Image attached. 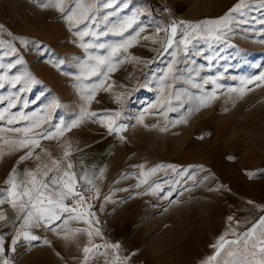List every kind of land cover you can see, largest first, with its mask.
Returning a JSON list of instances; mask_svg holds the SVG:
<instances>
[{
    "label": "rangeland",
    "instance_id": "374dc122",
    "mask_svg": "<svg viewBox=\"0 0 264 264\" xmlns=\"http://www.w3.org/2000/svg\"><path fill=\"white\" fill-rule=\"evenodd\" d=\"M83 2L96 7L92 19L77 26L55 0H0V200L6 202L12 168L30 160H20L30 148L5 141L56 134L35 137L40 146L33 156L42 144L75 140L74 131L84 142L117 145V174L136 198L126 215L114 217L111 238L88 253L65 247L58 250L62 258L52 251L32 255L20 243L12 251L13 238H6L0 260L208 264L222 236L237 239L264 217V82L256 80L264 74V3L242 0L227 25L210 31L179 22L220 19L241 0ZM72 3L64 0L65 9ZM173 22L177 33L166 48ZM83 31L90 35L81 39ZM97 58H108L116 70L98 66ZM102 117H111L113 129L126 127L110 132ZM33 124L39 126L25 133ZM158 165L177 171L163 167L142 175Z\"/></svg>",
    "mask_w": 264,
    "mask_h": 264
},
{
    "label": "snow or ice",
    "instance_id": "6c2138e0",
    "mask_svg": "<svg viewBox=\"0 0 264 264\" xmlns=\"http://www.w3.org/2000/svg\"><path fill=\"white\" fill-rule=\"evenodd\" d=\"M56 6L59 10L65 14L68 21L76 20L77 26L79 24H86L87 21L92 19V10L95 9V2L90 4H85L83 0H73V3L69 5L67 9L64 7V0H55ZM264 3V0H262ZM243 2L235 5L225 17H222L217 20H210L200 23H191L187 21H180L179 24H185L188 28L199 30L203 27L209 28L210 31L215 30V28L224 24L227 25L232 13L240 11L242 9ZM79 10V11H77ZM177 22H173L170 25L171 35L167 39L166 48L172 47L173 39L177 33ZM167 32V29H158L159 31ZM78 35L83 39V37L90 35L88 31L79 32ZM220 37H217L219 39ZM145 39H152V37H145ZM185 42H187V36L185 37ZM131 42H126L124 45H118L113 48V55H115L121 48H127ZM85 48L92 47L90 44H84ZM99 47L103 48L104 45H99ZM98 66L109 64L108 71L112 72L116 70L115 65H111L108 58H97ZM133 59H136L133 57ZM257 81L264 82V74L256 78ZM251 82V81H250ZM0 87H4L3 84H0ZM235 91V89H232ZM243 89H241V93H243ZM94 99V95L88 97V100L91 101ZM214 99L213 96L208 97L205 101H203L202 106H207L210 101ZM87 114V113H86ZM92 116H96L97 113H90ZM5 115L0 113V120H4ZM20 119H26V117H20ZM102 122L107 121V127L109 131H122L126 126L121 125L119 128L113 129L112 125L114 121L111 117H102ZM14 122L13 120H9L8 123L11 124ZM38 124H33L31 128H25L24 132L28 133L32 131V128L38 127ZM75 126V125H73ZM12 131H19V129H12ZM60 133V129H57V134ZM54 133L44 132V133H34L33 137L30 138L25 136L24 138L18 141H5L6 143H10L13 146L19 148H30L24 156L20 157V160L23 161L25 159H29L32 156V150L40 146V140L35 137H40L43 139H51L55 138ZM202 138V137H201ZM47 152V150H44ZM70 153L65 152L64 155L68 156ZM37 160H40V157H36ZM231 159V157H230ZM53 167L49 168L47 165H44L43 168L38 167L35 172L29 171L27 172V176L31 178L30 181L27 182V185L22 184L21 190L17 191V184L15 182V170H13L12 176L10 177L8 183L11 184V189L8 192V196L11 197V208L16 210L19 215L16 216V219H22V224L20 225V229L18 230L11 240V250L15 251L16 244L20 241L21 237L25 240L31 242L40 239L39 236L32 234L29 231H23L24 228H39L41 226L47 227L51 230H55L53 226L59 227L60 223L66 222L67 219L73 218L75 215L76 219H86L88 223L91 224V220L89 217L93 216L94 213L91 211H81L80 208L85 206L86 200L89 199H99V189L96 190V194L93 197H85L84 192L77 191L79 186V181L77 179L76 173L70 171L73 169L74 165L72 162H67L66 168L68 170L63 171V174L60 175L59 171V160L51 161ZM168 167L173 171H177V166L175 165H158L157 167L150 170V172L143 173L145 177L155 173L158 169ZM186 175H190L193 180H195L194 174H190L187 170H184ZM37 173H40L42 179H37ZM51 173V175H50ZM102 175V173H101ZM84 181L85 188L84 191H91L93 185L92 179H89L87 174L85 173L81 177ZM142 183H146V179L141 181ZM159 184L155 185V187L150 190L156 191L159 189ZM70 198H76L75 204L76 206L70 207L67 200ZM104 199H110V197H104ZM4 203V200H0V204ZM87 209H91L92 205L88 203L86 205ZM8 217L0 212V221H7ZM231 219V218H230ZM76 231H83V229H76ZM97 233L99 230H96ZM89 236H91V231L88 232ZM45 243H49V241L45 240ZM5 237L0 234V257H3L5 253ZM97 248L102 247L100 245L96 246ZM216 247V253L212 257L209 258L208 264H211V261H217V257H221L222 264H264V217H261L256 224L245 231L242 235H240L237 239L234 240H226L223 236L220 238L218 245H214ZM91 251L88 247L84 248V252L88 253ZM223 254V255H222ZM0 264H11V261L8 258H3L0 260ZM217 264H221V261H217Z\"/></svg>",
    "mask_w": 264,
    "mask_h": 264
},
{
    "label": "crops",
    "instance_id": "0c3cea01",
    "mask_svg": "<svg viewBox=\"0 0 264 264\" xmlns=\"http://www.w3.org/2000/svg\"><path fill=\"white\" fill-rule=\"evenodd\" d=\"M73 134L76 137L75 140L68 136L67 138H62L59 144H42L30 160L12 168L3 194L7 199L6 202L0 204V212H3L8 217L7 221H0V234L4 235L5 239L14 238L16 232L21 230L22 219H16L19 213L11 208V197L7 195L11 189V184L8 181L12 176L13 170L16 173L15 182L18 186L17 191H20V186L22 184L27 185V182L31 180L26 175L27 172H35L38 167L43 168L44 165L51 168L53 167L52 160L60 161V175L63 174V171L68 170L66 168L67 162L73 163L74 167L70 171L76 173L79 181L77 191L84 192V195L89 193L93 197L96 194V190L99 189V199H91L90 204L92 208L90 210L87 209L86 205L88 203H85V206L80 208L81 211H91L94 213L93 216L88 218L91 220V224L88 223V220L76 219L75 215H73V218L67 219L64 223L57 222L60 226H53L55 230L44 226L39 228H24L23 231H29L40 237V239L31 242L21 237L18 243L25 247H30L28 248L30 251L27 254L33 255V253H36L39 256L45 257L42 254L43 252L52 251L55 255L62 258L63 250H58L65 247L71 249L72 252L76 251L75 253L78 254L80 251L83 252L85 247L98 242H106L107 238H111L110 232L113 227L114 217L121 214L126 215L130 203L136 198L135 194H132V191L129 192L127 183H125L126 181H123L121 178L119 179V175L117 174L118 169L121 168L119 167L121 164L118 165L120 161L115 158L117 145L106 139L102 141L96 139L95 142H84L80 138L78 131H74ZM45 149L47 152L44 151ZM53 149H55V152L50 153ZM65 152L70 154L65 156ZM37 156L40 157V160L36 159ZM85 173L93 181L94 187H92L91 191H84L85 184L81 177ZM37 179H42L40 173H37ZM136 183L134 182V184ZM131 188L137 189V185ZM106 196L110 197V199H104ZM73 199L70 198L66 201L70 207L76 206ZM76 229H83V231H76ZM97 229L99 230L98 233ZM89 231L92 233L91 236L88 234ZM45 240L49 241V243H45ZM37 251L40 253H37Z\"/></svg>",
    "mask_w": 264,
    "mask_h": 264
},
{
    "label": "built area",
    "instance_id": "2783aa9c",
    "mask_svg": "<svg viewBox=\"0 0 264 264\" xmlns=\"http://www.w3.org/2000/svg\"><path fill=\"white\" fill-rule=\"evenodd\" d=\"M85 197H92V195H90L89 193L85 194ZM76 198H74L73 200H75ZM85 203H91V199L86 200Z\"/></svg>",
    "mask_w": 264,
    "mask_h": 264
}]
</instances>
